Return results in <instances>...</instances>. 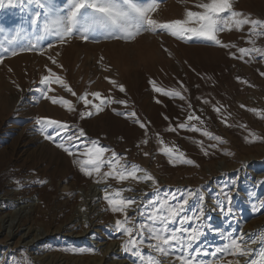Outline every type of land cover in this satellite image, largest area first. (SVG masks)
Here are the masks:
<instances>
[{
	"label": "rangeland",
	"instance_id": "obj_1",
	"mask_svg": "<svg viewBox=\"0 0 264 264\" xmlns=\"http://www.w3.org/2000/svg\"><path fill=\"white\" fill-rule=\"evenodd\" d=\"M196 2L162 0L153 16L161 21L183 19L186 9L199 11L194 7ZM232 3L234 10L264 20V0H232ZM35 10L27 3L22 8L10 7L5 0V6L0 9V22L16 19L20 26L27 24L30 12ZM1 38L7 46V37L2 35ZM220 38L225 43H234L237 48L252 46L246 42L247 26L241 32L221 33ZM30 39L35 42V37L24 35L11 46L27 48ZM48 42L39 41L37 47H46ZM256 46L264 47V37L257 40ZM237 48L224 49L197 41L185 43L166 33H145L130 43L72 39L63 45L55 43L43 54L23 51L10 56L0 51L3 61H7L4 65L9 62L22 64H16L2 78L5 70L3 62L0 63V199L10 203L6 211L0 212V264H25L26 261L28 264H133L134 260L139 264L136 257L121 249L128 238L116 232L114 226L115 220L123 217L111 212L105 195L83 205L84 191L87 193L93 186L100 190L106 187L131 189L122 192V196L141 201L140 208L145 212L149 209L144 208V204L149 201H159L172 193L177 200H182L191 191L197 193L185 213L191 216L201 206L198 197L203 196L204 235L194 248L211 251L222 246L221 234L243 236L250 242L264 232V209L253 210L254 205L259 206L264 201V76L261 75L264 59L257 57L249 62L247 57L244 60L232 58L229 53L239 57ZM53 53L61 56L62 63H57L62 68L51 63L49 56ZM21 59L23 61H19ZM46 67L63 78L77 94L73 96L60 85L52 84L49 97L70 101L74 111L42 98L45 86L40 84V79L48 74ZM180 77L186 91L175 83ZM109 80L123 85L125 91L120 92ZM150 80L166 90H181L186 100L160 95L153 90ZM86 92H100L103 97L110 95L126 104L105 105L104 110L97 113L91 105L85 107L78 101L77 97ZM88 99L93 100L91 95ZM204 100L208 103H203ZM213 108H220V113ZM249 109H257L258 113ZM89 110L93 114L82 119L80 113ZM189 111H194L204 121L203 125L195 120L191 124L221 137L224 143L209 140L199 132L167 130L183 122ZM132 112L136 113L135 118L122 115ZM38 118L55 119L70 125V131L57 136L56 142L65 143L73 156L43 138L41 126L36 123ZM136 119L145 124L147 136L135 123ZM80 129L84 130L85 136L68 143L65 135L78 134ZM45 131L54 134L53 127H46ZM249 132L255 133V142H251ZM158 138L166 146L178 147L185 153V158L194 163L170 164L160 152ZM246 138L249 142H245ZM145 139L148 143H141ZM92 141L109 149L105 159L111 158L114 151L123 157L120 163L146 169L157 181L156 185L151 181L132 180L117 183L112 178L107 183H95L99 177L84 176L73 160L87 159L80 153L85 146H91ZM213 144L216 146L212 147ZM107 170L105 164L101 173ZM237 192L245 199V206L235 201ZM170 202L175 204L177 201ZM91 206L96 208L87 215ZM128 215L134 216L136 223L146 220L138 213L136 205L128 210ZM90 224L97 226L89 228ZM194 226L191 223L185 225L188 228ZM89 231L91 233L86 235ZM81 234L86 236L76 239ZM147 243L146 239L142 246L145 254L149 251ZM112 247L115 248L113 252L118 250L109 255ZM252 247L255 252L250 259L255 258L264 244ZM80 249H94L95 253L78 254ZM72 250H77V254ZM103 257H107L105 262ZM161 259L163 264H173L171 258ZM199 259L212 260L213 257H205L202 252ZM235 259L244 264L243 258L231 256L224 257L222 264Z\"/></svg>",
	"mask_w": 264,
	"mask_h": 264
},
{
	"label": "snow or ice",
	"instance_id": "obj_2",
	"mask_svg": "<svg viewBox=\"0 0 264 264\" xmlns=\"http://www.w3.org/2000/svg\"><path fill=\"white\" fill-rule=\"evenodd\" d=\"M162 0H7L10 7H23L25 3L34 6V12H30L27 21V27H21L13 34L6 38V45L0 44V51L10 56H16L23 51H37L43 54L47 49L55 46V43L66 44L72 39H79L83 42H100L104 41H124L125 43L134 42L137 37L150 33L153 35L166 33L167 35L183 41H197L201 43L210 44L224 49L237 48L234 43H225L220 38L221 33L241 32L247 26L248 39L247 43L251 47H239L237 51L239 57L234 53H229L232 58H239L248 61L255 60L257 57L264 59V47L256 46L257 40L264 37V20L252 18L233 8L232 0H197L194 7L199 11H192L186 9L183 13V19H174L171 21H161L154 18L153 13L160 7ZM187 2V0H183ZM5 6V0H0V9ZM4 32V28L0 27V33ZM28 35L30 38L35 37V42L30 39L27 48H15V44L19 39ZM48 40L46 47H37L39 41ZM54 41V42H53ZM168 52V49H164ZM59 55V53H57ZM171 55V53H169ZM4 57L0 56V63L3 62ZM51 63L58 68L62 65L49 56ZM103 59V57H101ZM47 75L40 79V84L45 86L42 89V98L45 100L51 99V103L60 104L65 107L67 111H74L72 103L63 98H50L49 93L53 91L52 84L60 85L65 91L71 93L73 96L77 94L68 86L63 78L56 75L51 68H47ZM264 76V72L261 73ZM105 79H108L105 77ZM239 80V78H237ZM113 87H118L120 92H124L123 85H117L114 80H109ZM155 92L170 99L186 100L181 90L164 89L157 87L154 81H149ZM241 83H247L241 81ZM180 89H184L183 84H180ZM91 95L93 100H89ZM78 101H82L85 107L91 105L97 113L104 110L105 105L118 103L125 105L126 101L113 99L110 95L103 97L100 92L85 93L77 97ZM200 99V98H198ZM93 101H99L94 103ZM159 103L160 101H156ZM207 104L208 101L204 100ZM191 108V104L188 105ZM244 107V105H240ZM213 111L220 113V108H213ZM249 111L257 112V109H249ZM93 112H81L80 117L83 119L86 115L91 116ZM135 118L136 113H122ZM168 119V117H165ZM199 121L201 125L204 121L195 114L194 111H189L183 122H179L175 127H169L168 131H176L177 129L188 130L192 132H199L202 136L209 140L224 143L221 137L214 135L210 131L196 127L191 124V121ZM224 122V121H222ZM36 123L40 125L41 135L45 140L55 143L57 148L62 149L69 156H73V151L65 146V143L56 142V137L67 134L70 131V125L55 119L38 118ZM135 123L140 128L145 130L147 136V128L144 123L138 119ZM227 126V125H226ZM245 127L244 125H240ZM46 127H53L54 134L46 133ZM83 129L78 131V134L65 135L68 143H73L78 137H84ZM251 142H255V133L249 132ZM160 152L168 158V162L175 166L176 163H183L192 165L194 162L185 158V153L176 146H166L162 140H159ZM245 142H249L246 138ZM141 143H148L147 139ZM139 146V145H138ZM215 147L216 145H211ZM79 148L77 152H79ZM109 149L100 147L95 141L91 142V146H85V150L80 153L87 156V159H74V165L79 167V171L86 177H99L95 179V183H107L109 178L114 179L117 183L132 180L136 182L151 181L156 185L155 178L147 172L146 169L138 165H126L120 163L123 157H119L114 151L111 153V158L105 159V153ZM227 154V153H226ZM145 156L148 153H144ZM207 155V152H205ZM115 161V163L113 162ZM107 164L108 170L101 173L102 167ZM118 165V167H117ZM142 173V175H138ZM19 185L20 182L16 181ZM46 183V181H41ZM131 189H116L109 192L105 189L104 200L112 213L120 214L123 218L115 220L114 230L121 233L128 239L121 245V249L125 253H130L136 257L139 264H163V258H171L173 262L179 264H222L224 257L231 256L235 258H243L244 264H264V248H262L255 258H251L255 252L252 245L264 244V232L246 241L243 236H232L221 234L224 240L222 246H217L214 250L206 251L201 248H194L193 246L200 241L204 235L202 230L205 219V212L202 206L204 200L203 196H199L201 206L193 215L185 214L190 205V201L197 193L189 191L182 200H177L175 193L160 199L159 201L152 200L144 204V208L149 209L147 212L140 208L141 201L135 197L126 198L122 196V192L130 191ZM227 198V197H226ZM170 201H177L175 204ZM230 203V199L228 200ZM133 205L137 206V211L140 215H144L146 220L144 222L136 223L134 216L128 215V210ZM264 209V201L259 206L254 205V211ZM231 210L229 209V212ZM194 224L192 228L185 227L186 224ZM176 224L175 227L171 225ZM87 227V225H85ZM146 245L149 250L147 254L143 251L142 246ZM73 254H77V250H72ZM203 252L205 257L211 256L212 260H200V254ZM94 254V249H80L78 254ZM25 264H28L26 261ZM133 264H136L134 260ZM227 264H241L239 259L228 260Z\"/></svg>",
	"mask_w": 264,
	"mask_h": 264
},
{
	"label": "bare ground",
	"instance_id": "obj_3",
	"mask_svg": "<svg viewBox=\"0 0 264 264\" xmlns=\"http://www.w3.org/2000/svg\"><path fill=\"white\" fill-rule=\"evenodd\" d=\"M176 85H177V87H180V84L182 83L183 84V86H184V81H183V79H181V77L180 78H178L177 80H176ZM15 100H18V98L16 97V99ZM14 100V101H15ZM27 101H29V98H27ZM16 102V101H15ZM23 108V107H22ZM19 113V112H18ZM20 114V113H19ZM252 179H255V178H252ZM70 187V186H69ZM105 187V186H104ZM112 187V186H111ZM67 188V187H66ZM106 188H108V187H106ZM105 188V189H106ZM105 189H101L100 190V188H98V187H96V186H93L92 188H90V189H88V192L86 193L85 191H84V196L86 197V199L84 200V203H83V205L84 206H87V204L89 205L90 204V202H91V200L92 199H95V198H97V199H102V197L105 195ZM98 190H99V192H98ZM111 190H113L112 188H109V191H111ZM116 190V189H115ZM235 201L236 202H242L243 204L245 203V199L240 195V193L239 192H237L236 193V195H235ZM0 202H1V206H0V212L1 211H6L9 207H10V203H8V202H4V201H2L1 199H0ZM86 202H88L87 204H86ZM3 205V206H2ZM82 205V204H81ZM32 206H34V204L33 205H31V207ZM244 206H245V204H244ZM31 207H29L30 209H31ZM95 208L96 207H94V206H91L90 207V209H88L87 210V215L88 214H90V213H92L94 210H95ZM27 209V208H26ZM30 212V210H28L27 211V213H29ZM81 222H84V220L83 221H81ZM79 223V222H78ZM81 224H85V223H81ZM88 225V224H87ZM97 226V225H96ZM96 226H92L91 224H90V227L89 228H94V227H96ZM87 229H88V227H87ZM85 233V232H84ZM89 233H91V231H89V232H86L85 234L86 235H88ZM71 235H72V233H71ZM86 235H84V236H82V234L81 235H79V236H76V239H80V238H84ZM119 245V244H118ZM100 246V245H99ZM115 248H111L110 249V252H109V255L110 254H112V253H115L117 250H115V252H113V250H114ZM106 258L107 257H103L102 259H103V261L105 262L106 261ZM101 259V260H102ZM114 264V263H113Z\"/></svg>",
	"mask_w": 264,
	"mask_h": 264
},
{
	"label": "crops",
	"instance_id": "obj_4",
	"mask_svg": "<svg viewBox=\"0 0 264 264\" xmlns=\"http://www.w3.org/2000/svg\"><path fill=\"white\" fill-rule=\"evenodd\" d=\"M7 20H8V18H6ZM0 20H1V18H0ZM7 25V26H6ZM27 27V24H21V26L18 24V23H16V19L14 20V21H10V22H4V23H1L0 22V27H3L4 28V32L3 33H0V44H4L5 43V41L1 38V36L2 35H5V37H9L11 34H13L16 30H18V29H20L21 27ZM22 38V37H21ZM52 58H54L56 61H58L59 63H62V60H61V56L60 55H56V53H53L52 54ZM19 61H23V59H21V60H19ZM18 61V62H19ZM4 62H7V61H3V65L2 66H4L3 68H4V72H3V76H2V78L4 77L5 78V76L7 75L6 74V72L8 71V70H12L13 68H15V66H16V64L17 65H19L20 64V62L19 63H11V62H9V63H7V64H5L4 65ZM20 65H22V64H20ZM29 98V97H28ZM16 99V98H15ZM14 99V100H15ZM25 104H23V106H24ZM22 106V107H23ZM22 107H21V109H22ZM20 112V111H19Z\"/></svg>",
	"mask_w": 264,
	"mask_h": 264
}]
</instances>
